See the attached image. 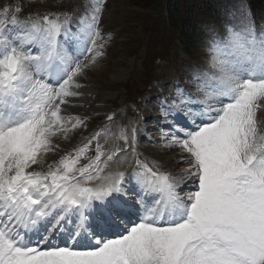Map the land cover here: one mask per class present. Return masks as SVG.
I'll return each instance as SVG.
<instances>
[{
    "label": "snow or ice",
    "instance_id": "6c2138e0",
    "mask_svg": "<svg viewBox=\"0 0 264 264\" xmlns=\"http://www.w3.org/2000/svg\"><path fill=\"white\" fill-rule=\"evenodd\" d=\"M85 11L77 33L67 13L0 18V264H264V26L243 11L210 35L195 92L176 84L160 101L157 131L182 167H150L133 124L123 148L97 143L83 167L73 165L100 132L62 169L28 171L66 134L61 105L104 54L102 3ZM120 156L130 170H108Z\"/></svg>",
    "mask_w": 264,
    "mask_h": 264
},
{
    "label": "rangeland",
    "instance_id": "374dc122",
    "mask_svg": "<svg viewBox=\"0 0 264 264\" xmlns=\"http://www.w3.org/2000/svg\"><path fill=\"white\" fill-rule=\"evenodd\" d=\"M10 1V8H13V0H0V4H4L5 2ZM16 0L14 3H16ZM102 3V12L100 16L101 24L100 27L102 29V35L107 40V43L103 49L104 54L98 57L94 64H92L86 71L82 74L84 79L87 82H92L99 89H107L111 87L118 86L119 83H124L127 85V91L123 94L122 98L134 97L136 92H144L150 87H154L157 83L156 78H160V76L172 75L175 73L177 76L185 77L188 80V85L190 86V74L193 69L197 66L207 67L209 61V52L206 51L200 54V57L195 58H186L183 55L182 51H178V53H173L176 48L171 49L173 43H170L167 46V50L169 49L168 55L173 53V63L169 64L167 61H159V68L151 71L147 74V70L143 68L136 61L134 56L127 58L124 54L118 53L122 48V43H125L127 39L134 38V33H136L135 26L137 22V18L135 19L133 10L127 6L128 4L126 0H100ZM95 0H23V10H25L28 14H36L34 18L36 19L38 15L43 14H69L72 19H74V25L79 26V21L86 15V9H89ZM5 5V4H4ZM47 5L52 10L44 9V6ZM159 7V4H157ZM136 10H140V8H136ZM154 11L156 9H153ZM158 11H164L165 5L160 6ZM16 18H27L26 16L16 15ZM61 19L63 16L61 15ZM111 34V38L108 39V35ZM172 33L170 34V38L172 37ZM206 41H209L207 39ZM100 43V41H98ZM152 55H156L155 52H152ZM91 57V54L88 55ZM87 63V59L84 60ZM192 65V66H191ZM190 66V67H188ZM151 68V67H150ZM189 68V72L186 74L184 69ZM133 74V77L130 81L129 78ZM152 77L154 79L151 86L147 89H142L144 85H148L146 79ZM111 86V87H110ZM87 89V88H86ZM85 90V89H84ZM108 90H106L107 92ZM90 98V97H89ZM112 98V97H111ZM111 98L107 100V104L110 103ZM80 100H87V98H79ZM99 99V98H98ZM101 102L106 101V97L100 98ZM106 105V104H105ZM144 106V105H143ZM82 109V108H79ZM104 109V108H102ZM94 115V114H92ZM95 116V115H94ZM82 120V119H81ZM159 127L158 124L153 123ZM68 128L67 126H65ZM152 135V141H147L144 143V157L146 156L147 161L151 164L152 161H157L161 165L162 163H171V165L175 168L174 170L182 167L183 165H178L175 163L176 153L179 151L178 149H169L163 146V140L157 130ZM70 133V131H67ZM74 136L70 134V138L73 140L77 138L78 132L73 131ZM64 135V133H60L57 135ZM122 133L119 135V142L121 139ZM148 143V144H147ZM147 144V145H146ZM130 154V153H129ZM46 156V155H44ZM41 165L35 166L36 168ZM31 170L34 169L32 165ZM42 171V170H39Z\"/></svg>",
    "mask_w": 264,
    "mask_h": 264
},
{
    "label": "trees",
    "instance_id": "16d2710c",
    "mask_svg": "<svg viewBox=\"0 0 264 264\" xmlns=\"http://www.w3.org/2000/svg\"><path fill=\"white\" fill-rule=\"evenodd\" d=\"M264 4V0H253ZM165 5L164 11L156 7ZM215 0H129L132 8H140L141 12L156 9L154 14L158 18V27L151 31H158L160 40L169 36L171 30L179 29L183 39L193 42L194 35L200 31L199 20L213 10ZM137 14V13H136ZM152 22V21H151Z\"/></svg>",
    "mask_w": 264,
    "mask_h": 264
},
{
    "label": "bare ground",
    "instance_id": "6f19581e",
    "mask_svg": "<svg viewBox=\"0 0 264 264\" xmlns=\"http://www.w3.org/2000/svg\"><path fill=\"white\" fill-rule=\"evenodd\" d=\"M37 171H39V170H37ZM40 172H42V171H40Z\"/></svg>",
    "mask_w": 264,
    "mask_h": 264
}]
</instances>
